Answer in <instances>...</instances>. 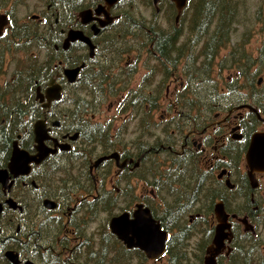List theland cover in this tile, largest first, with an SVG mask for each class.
<instances>
[{"label": "flooded vegetation", "instance_id": "af4514ba", "mask_svg": "<svg viewBox=\"0 0 264 264\" xmlns=\"http://www.w3.org/2000/svg\"><path fill=\"white\" fill-rule=\"evenodd\" d=\"M17 1L0 0V82L26 58L11 24L56 31L51 52L32 48L49 76L31 138L12 140L40 160L16 175L10 155L0 166V264H264V5L251 44L235 27L243 0H186L177 17L173 0H41L20 21ZM123 214L129 235L136 216L150 239L165 231L162 251L112 231Z\"/></svg>", "mask_w": 264, "mask_h": 264}, {"label": "trees", "instance_id": "16d2710c", "mask_svg": "<svg viewBox=\"0 0 264 264\" xmlns=\"http://www.w3.org/2000/svg\"><path fill=\"white\" fill-rule=\"evenodd\" d=\"M52 29L56 31L55 26L42 27L36 24L22 27L11 24L8 28V34L23 41L22 48L26 58L16 66L8 78L0 82V166L7 162L12 140L17 133H21L20 144H24V138L27 136L31 138L32 121L39 114L34 99L35 88L37 83L49 76L48 65L45 61L39 62L32 55V48L35 47L37 52H40L41 48L46 49L48 53L51 52L54 40L48 35ZM53 36L55 42L59 43L58 37Z\"/></svg>", "mask_w": 264, "mask_h": 264}, {"label": "water", "instance_id": "95a60500", "mask_svg": "<svg viewBox=\"0 0 264 264\" xmlns=\"http://www.w3.org/2000/svg\"><path fill=\"white\" fill-rule=\"evenodd\" d=\"M108 1L113 2L115 0H108ZM173 1L176 5V8H177V14H176V17H177L180 10L184 6L186 0H173ZM154 2H156V0H154ZM85 13H86V11H85ZM8 22L9 21H8L6 14L1 13L0 14V33L2 31L3 26L8 24ZM68 36H72V37L75 36V37L85 39V37L81 34V32L79 30L78 31L73 30V29L69 30ZM62 46L64 48L67 46V35L62 42ZM68 71H69V69H67V68L64 69V72L66 74L69 73ZM60 90H61L60 84H56L54 86L49 85V86H47L45 93H46L47 98L50 100L51 98H58L60 95ZM39 96L42 97L41 92L39 91V88H37V97H39ZM47 104L48 103H44V105H47ZM34 131H35L36 139L41 144V145L39 144V148L37 147L38 153L47 154L48 153L47 148L44 147V145L41 142L43 140V138L46 136L45 135V128L43 126V120L42 119H38L34 122ZM34 160L35 161L40 160L37 152L35 154H31L27 150L20 148L19 145L17 144V140L15 139L12 143V150H11L9 162L7 165L9 171L14 175H16L22 171L27 172L29 169L28 162L34 161ZM8 178H9V176H8L7 169L0 168V182L5 187L10 186V183H9V185L7 184ZM5 202H7L10 206H13V207L16 206V203L12 198H7L5 200ZM0 209H1V203H0ZM124 215L125 214L119 215V216H114L110 219L109 225L111 227V230L117 232L119 237L122 238L128 246L137 245V246L141 247L147 253V255L150 257H154L155 255L160 253L162 251L163 245H164V239L166 236L165 231H161V232L158 231L157 232L158 233V239L157 240L150 239V238H153L154 234L148 233L149 231L145 227L146 226V223H145L146 220H143L142 218H138L136 216L135 219L134 218L131 219L130 225L133 228L131 231V235H129L128 231L126 229L119 228V221L122 219L121 217ZM138 222H139V224H138ZM134 226H136V227H134ZM143 228H145V230ZM142 231H143V233H142ZM214 243L217 245L216 240L214 241ZM210 258H213V257L210 255H206L205 264H213V261L210 260Z\"/></svg>", "mask_w": 264, "mask_h": 264}, {"label": "rangeland", "instance_id": "374dc122", "mask_svg": "<svg viewBox=\"0 0 264 264\" xmlns=\"http://www.w3.org/2000/svg\"><path fill=\"white\" fill-rule=\"evenodd\" d=\"M135 2L140 4V9L144 10V5L141 4L142 0H135ZM243 3H245V6L241 7V17H242V21L239 22V24H237L235 27L237 28V34H239V32H241L244 29H248L249 28V33H250V37H251V44L255 43L256 41V35H257V31L255 29H257L258 27V23H257V14L261 15L263 14V9L258 10L257 5H259L260 3L264 5V0H243ZM41 9H43L41 0H18L16 3V8H15V18L20 21V20H26L27 15L31 12H39L41 11ZM235 30V29H234ZM236 32V31H235ZM116 110V106L113 105L109 110L106 109L105 104H104V109H103V114L106 116L108 113H114ZM104 217V215H102V218ZM101 218V216H100ZM101 218V219H102ZM98 223V222H93V226ZM189 245H188V250H189V255H192V240L189 241ZM94 256H95V252H94ZM116 263V261H115ZM110 264H114V263H110Z\"/></svg>", "mask_w": 264, "mask_h": 264}]
</instances>
